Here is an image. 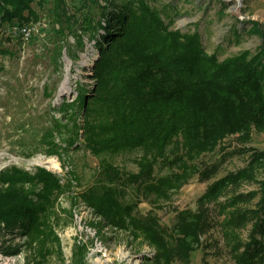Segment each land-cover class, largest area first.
Wrapping results in <instances>:
<instances>
[{
    "label": "rangeland",
    "instance_id": "374dc122",
    "mask_svg": "<svg viewBox=\"0 0 264 264\" xmlns=\"http://www.w3.org/2000/svg\"><path fill=\"white\" fill-rule=\"evenodd\" d=\"M147 1L169 30L197 33L205 52L215 54L219 61L246 51L248 58L258 51L262 54L264 0ZM54 4H59V9H54ZM32 7L36 15L26 22L34 26L28 39L16 37L13 26L0 29V47L7 50L0 51V170L10 165L28 171L43 167L56 174L63 187L37 217L30 223L24 221L37 227L33 232L27 234L21 220L9 226L0 221V264H233L223 248L219 252L212 248L202 252L197 245L185 262L165 257L157 262L151 237L135 224L134 218L151 211L161 224L174 229L179 211L194 210L197 198L209 183L228 171L248 166L250 151L243 152L242 148L264 150V129H233L220 138L214 137L209 152L193 158L181 155L172 164L164 156L183 152L181 143L169 144L164 156L155 148L143 146L96 154L86 145L83 135L86 99L81 104L76 100L80 93L94 95L96 89L92 67L99 53L98 34L103 29L95 27L100 18L95 4L89 0H47L44 6L33 1ZM84 12L91 15L93 28L86 23L89 19L84 18ZM100 106H95L98 114L102 112ZM63 115L61 123L69 119L68 126L74 120L79 125V134L71 144L64 138V127L54 126ZM52 127L54 132L47 133ZM176 136L183 138L180 131ZM50 149L55 152H45ZM222 154L217 174L201 180L197 163L218 161ZM106 164L115 167L121 178L136 175L147 166L152 168L154 183L160 176H170L172 180L167 186L154 188L147 185L152 179L139 184H113L101 174ZM252 167L256 178L263 179L264 157ZM94 184L124 187L119 198L136 202L135 216L127 218V227L109 223L86 201L84 194ZM257 187L255 182L244 181L237 188L246 192ZM220 234L215 227L202 235L201 241L205 244L217 240L221 247Z\"/></svg>",
    "mask_w": 264,
    "mask_h": 264
},
{
    "label": "trees",
    "instance_id": "16d2710c",
    "mask_svg": "<svg viewBox=\"0 0 264 264\" xmlns=\"http://www.w3.org/2000/svg\"><path fill=\"white\" fill-rule=\"evenodd\" d=\"M33 1L39 6L47 5V0H0V29L29 22L36 15ZM89 1L95 4L100 17L95 27L103 29L98 34L99 53L92 67L96 89L94 95L80 93L76 100L81 104L86 99L83 135L93 152L143 146L155 148L164 156L169 144L181 143L183 152L164 156L172 164L181 155L193 158L209 152L214 137L220 138L233 129H264V49L262 54L258 51L249 58L246 51L219 61L215 54L205 52L197 33L169 30L147 0ZM58 5L54 4V9H59ZM86 13H82L89 19L86 23L93 28L91 15ZM0 51L7 50L0 47ZM99 104L100 114L95 110ZM62 111L68 113V109ZM62 119L64 115L54 126L64 127V138L71 144L79 134V125L72 120L68 126L69 119L61 123ZM179 131L181 140L176 136ZM46 132H54L53 127ZM241 151H250L248 166L228 171L209 183L197 198L194 210L179 211L174 229L161 224L151 211L136 214L135 224L148 233L155 245L157 262L161 257L185 262L197 245L202 252L209 248L219 252L223 248L233 264H264V178L257 179L252 167L263 159L264 150L244 147ZM45 152L51 154L55 149ZM234 152L238 151L231 153ZM222 158L223 154L218 161H199L196 168L200 179L213 178ZM118 172L106 164L101 174L113 184H139L152 179V168L147 166L136 175L122 178ZM59 180L56 174L39 166L33 171L16 165L1 169L0 221L9 226L21 220L27 234L36 230L33 223L24 221L30 223L46 203H52L54 194L63 187ZM171 180L170 176H160L147 185L167 186ZM244 181L257 183V189L238 191ZM104 186L92 185L84 198L109 223L127 227V218L135 216L136 202L119 198L124 187ZM215 227L221 232V247L217 240L205 244L201 241L202 235Z\"/></svg>",
    "mask_w": 264,
    "mask_h": 264
},
{
    "label": "built area",
    "instance_id": "2783aa9c",
    "mask_svg": "<svg viewBox=\"0 0 264 264\" xmlns=\"http://www.w3.org/2000/svg\"><path fill=\"white\" fill-rule=\"evenodd\" d=\"M12 29L15 35H21L23 38L28 39L32 33V29H34V26L30 24H22L14 26Z\"/></svg>",
    "mask_w": 264,
    "mask_h": 264
},
{
    "label": "bare ground",
    "instance_id": "6f19581e",
    "mask_svg": "<svg viewBox=\"0 0 264 264\" xmlns=\"http://www.w3.org/2000/svg\"><path fill=\"white\" fill-rule=\"evenodd\" d=\"M52 163V162H51ZM51 165H53V164H51Z\"/></svg>",
    "mask_w": 264,
    "mask_h": 264
}]
</instances>
